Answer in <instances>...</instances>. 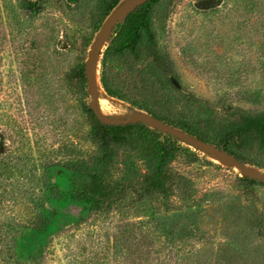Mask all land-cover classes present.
Listing matches in <instances>:
<instances>
[{
  "label": "rangeland",
  "instance_id": "rangeland-1",
  "mask_svg": "<svg viewBox=\"0 0 264 264\" xmlns=\"http://www.w3.org/2000/svg\"><path fill=\"white\" fill-rule=\"evenodd\" d=\"M96 1L44 0L28 18L19 0H0V222L22 223L18 252L25 264H33L30 257L39 249L44 250L42 264H111L113 233L135 219L126 204L95 214L87 203L72 199L84 178L63 167L66 160L96 149L85 109L90 45L111 15L136 2L120 0L94 24ZM151 20L159 51L170 58L181 89L192 98L187 103L168 84L151 80L154 69L140 51L134 58L150 79L146 76L145 84H153L158 96L167 94L177 117L196 119L188 106H202L208 127L222 131L242 116L264 115V0H157ZM116 29L93 61L96 103L105 115L125 119L141 110L107 95L99 81ZM178 141L197 157L191 163L183 157L178 167L194 180L198 195L207 192V202L200 213L204 236H196L203 240L176 242L171 256L182 254L179 264H264V182L246 186L238 180L237 166L222 165L215 155ZM239 145L247 161L264 165L258 139L250 136ZM38 214L52 219L42 233L30 222ZM243 214L250 227L236 221ZM165 217L167 229L177 236L184 217L176 212ZM154 243L160 251L152 258L159 262L167 249L156 238Z\"/></svg>",
  "mask_w": 264,
  "mask_h": 264
},
{
  "label": "trees",
  "instance_id": "trees-1",
  "mask_svg": "<svg viewBox=\"0 0 264 264\" xmlns=\"http://www.w3.org/2000/svg\"><path fill=\"white\" fill-rule=\"evenodd\" d=\"M43 1L19 0L18 4L23 13L32 18L39 12L34 7L42 6ZM63 1L73 3L77 0ZM119 2L97 0L94 24L103 21ZM156 4L157 0H147L117 24L115 35L104 51L99 77L101 88L109 96L215 144L244 163L264 169V165L256 161H247L245 153L239 148V143L250 136L264 145V115L242 116L240 122L229 128L212 131L202 106H188L193 107L190 115L196 116V119L190 116L179 118L172 112V102L164 98L167 94L158 96L153 84H145L149 77L134 58L139 51L154 69L149 75L151 80L158 79L168 84L173 93L184 95L187 103L192 98L185 95L183 88L177 89L173 85L171 76L179 81L173 63L157 47L151 20ZM88 45L89 40L84 42L83 47L87 49ZM85 109L92 121L90 137L96 149L91 154L63 163L65 169L84 178L83 185L75 188L70 196L77 202L87 203L95 214L107 211L113 205L121 207L126 204L135 215V219L123 222V226H119L112 235L111 264H170L166 260L168 258H175V264H179L177 257L183 255L173 257L170 253L173 247L177 249L174 243L183 245L186 239L204 236L200 213L205 208L207 192L198 195L200 192L194 180L178 167L183 157L188 160L186 163H191L196 160V155L173 136L153 127L143 123L104 125L88 106ZM238 180L246 186L262 182L245 176ZM175 212L185 219L178 237L173 229L169 230L165 225L166 214ZM236 221L251 226L250 219L244 214L237 215ZM30 222L37 232L42 233L50 227L52 219L38 214ZM21 227L22 223L15 220L0 222V264H25L18 252ZM155 238L161 242V249H167V256L160 257L159 262H154L152 258L160 251L154 246ZM200 238L196 237L203 240ZM257 245L260 246V243ZM43 258L44 250L39 249L30 260L33 264H42Z\"/></svg>",
  "mask_w": 264,
  "mask_h": 264
},
{
  "label": "water",
  "instance_id": "water-1",
  "mask_svg": "<svg viewBox=\"0 0 264 264\" xmlns=\"http://www.w3.org/2000/svg\"><path fill=\"white\" fill-rule=\"evenodd\" d=\"M131 1V0H128ZM147 0H136V2L127 8H121L118 12L111 15L107 21V25L101 31L98 32L95 39L92 41L89 51L87 53V59L85 61L84 73L86 78L87 90L90 96L88 103L89 109L94 113L96 118L104 125H127L132 123H143L150 127H153L159 131L169 134L190 146H193L201 151L208 154H213L216 156L217 161L222 165L227 166H237L242 176L248 177L250 179L258 180L264 182V171L260 172L255 169L250 168L246 163L239 160L235 156L231 155L227 151L221 149L215 144L203 141L189 133L174 127L173 125L160 120L153 115L145 112L138 111L131 118L125 119H115L111 118L104 113L100 112L97 108V86L95 78L93 76L92 64L95 55L99 47L103 42L110 36L113 28L131 11L146 2ZM171 82L177 89H181L179 82L173 77H170ZM103 89V88H102ZM104 91V90H103Z\"/></svg>",
  "mask_w": 264,
  "mask_h": 264
},
{
  "label": "bare ground",
  "instance_id": "bare-ground-1",
  "mask_svg": "<svg viewBox=\"0 0 264 264\" xmlns=\"http://www.w3.org/2000/svg\"><path fill=\"white\" fill-rule=\"evenodd\" d=\"M104 43H105V42H103V44H104ZM103 44H102V45H103ZM102 45H101V46H102ZM101 46L99 47V49L101 48ZM99 49H98V51H99ZM98 51H97V52H98ZM96 54H97V53H96ZM95 56H96V55H95ZM94 59H95V58H94ZM93 61H94V60H93ZM92 66H93V67H92V70H93V76H94V78L97 79L96 71H95L96 69L94 68V63L92 64ZM95 82H96V80H95ZM96 86H97V82H96ZM97 91L99 92V88L97 89ZM97 104H98V103H97ZM101 105H102V104H101ZM101 105H97V106H98V109H99L100 111H102V107H101ZM104 105H105V104H104Z\"/></svg>",
  "mask_w": 264,
  "mask_h": 264
}]
</instances>
